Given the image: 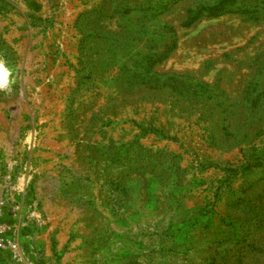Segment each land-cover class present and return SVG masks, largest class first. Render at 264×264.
<instances>
[{
	"label": "rangeland",
	"instance_id": "374dc122",
	"mask_svg": "<svg viewBox=\"0 0 264 264\" xmlns=\"http://www.w3.org/2000/svg\"><path fill=\"white\" fill-rule=\"evenodd\" d=\"M10 1L0 264H264V0Z\"/></svg>",
	"mask_w": 264,
	"mask_h": 264
},
{
	"label": "crops",
	"instance_id": "0c3cea01",
	"mask_svg": "<svg viewBox=\"0 0 264 264\" xmlns=\"http://www.w3.org/2000/svg\"><path fill=\"white\" fill-rule=\"evenodd\" d=\"M53 1V0H51ZM57 1V0H56ZM5 5L15 6V3H13L10 0H6L4 3ZM53 4L56 5V2L54 1ZM50 6L52 4H49ZM37 11V9H33L30 4L26 5V8H24L23 13L29 14L27 19L24 20V22L28 26V48L27 49H20L18 46L14 44H8V36L6 34H0V59H11V58H28L35 55H39L37 53V50L35 48L32 49L31 42L33 41L32 38L38 39L39 36L31 34L30 26H31V19L30 14L32 12ZM45 7L40 4V12L37 13L39 16H44ZM6 22V21H5ZM42 25V24H41ZM24 50V51H23ZM39 57H42V55H39ZM0 62L3 63L2 60ZM5 63V61H4ZM23 63V62H22ZM8 70H9V86L3 89H0V185L3 184V178L6 176L7 173L5 171L7 169H11L12 166L15 164V155L17 153L16 147L13 146V139L15 138V135L17 133V136L20 138L26 137V131H23L22 128L18 127L15 131H12L13 125L19 123L21 121L23 123L25 116L29 113V107L34 105H39V107L42 105V67L38 66L37 68L33 69V75L38 74V83H35L34 89L35 91H38L40 94L39 97H34L36 101H31V73L30 69L28 70V67L24 66L21 67V74L19 75V78L15 80L14 77V70L15 67L12 66L11 63H8V65L4 64ZM36 82V80H35ZM22 99V100H21ZM16 100H21L19 105L22 107V110L20 111L19 118L18 115L15 114L14 117L10 115L7 112V105L12 104ZM17 115V116H16ZM39 115L41 113L39 112ZM36 116V115H35ZM2 122V123H1ZM5 123L11 124V126L8 128ZM38 134H41L42 130H36ZM15 133V134H14ZM22 148V147H19ZM33 153L36 151H32Z\"/></svg>",
	"mask_w": 264,
	"mask_h": 264
},
{
	"label": "built area",
	"instance_id": "2783aa9c",
	"mask_svg": "<svg viewBox=\"0 0 264 264\" xmlns=\"http://www.w3.org/2000/svg\"><path fill=\"white\" fill-rule=\"evenodd\" d=\"M8 200H6L4 197L0 198V216H2L4 214L5 209L7 208V204H8ZM4 229L3 226L0 224V250L4 247H6L8 245V247L10 249H12L13 251H18V247L17 244L14 243L13 241H9L7 243V241H5L4 237Z\"/></svg>",
	"mask_w": 264,
	"mask_h": 264
},
{
	"label": "clouds",
	"instance_id": "9594fccd",
	"mask_svg": "<svg viewBox=\"0 0 264 264\" xmlns=\"http://www.w3.org/2000/svg\"><path fill=\"white\" fill-rule=\"evenodd\" d=\"M9 70L0 64V88H6L9 86Z\"/></svg>",
	"mask_w": 264,
	"mask_h": 264
}]
</instances>
